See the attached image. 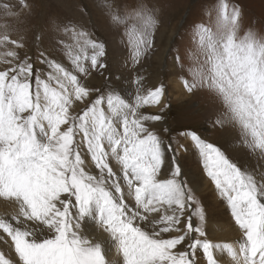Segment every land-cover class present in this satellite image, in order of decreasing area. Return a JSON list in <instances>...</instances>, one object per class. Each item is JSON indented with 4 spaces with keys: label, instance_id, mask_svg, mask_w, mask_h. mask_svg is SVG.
Masks as SVG:
<instances>
[{
    "label": "snow or ice",
    "instance_id": "1",
    "mask_svg": "<svg viewBox=\"0 0 264 264\" xmlns=\"http://www.w3.org/2000/svg\"><path fill=\"white\" fill-rule=\"evenodd\" d=\"M105 7L111 22L123 28L126 65H139L153 46L158 25L153 9L143 3ZM3 8L8 18L18 19L30 5L21 0L19 9ZM213 11L214 17L208 13L207 23L191 30L183 83L187 92L206 91L219 102L216 125L235 129V146L246 155L236 161L196 132L183 135L199 152L240 237L235 242L206 237L205 209L176 163L172 144L148 127L162 117L142 109L161 102L163 85L142 91L137 75L129 92L110 83L120 79L110 75L104 91L90 88L85 81L92 72L103 74L109 66L105 44L83 26H61L73 41H58L70 61L66 67L46 50L36 60L26 51L21 56L24 44L5 24L0 199L16 207L0 217V231L9 238L0 236L7 248L0 250V264H109L103 242L82 233L81 224L88 222L108 234L123 264H200L198 249L207 264H218L216 251L226 252L232 264H264V33L242 31L240 9H229L225 0ZM36 63L48 71L34 68ZM77 103L84 107L74 110ZM166 156L167 178H161ZM186 239L191 241L186 250L175 251Z\"/></svg>",
    "mask_w": 264,
    "mask_h": 264
},
{
    "label": "rangeland",
    "instance_id": "2",
    "mask_svg": "<svg viewBox=\"0 0 264 264\" xmlns=\"http://www.w3.org/2000/svg\"><path fill=\"white\" fill-rule=\"evenodd\" d=\"M24 2L30 5V8L18 19H14L6 16L3 5L8 4L14 9H19L21 0H0V32L4 31L3 25H12L14 28L12 37L21 40L24 44V49L19 50L21 56L26 51L33 60H36L38 54L46 50L53 54L51 58L57 59L66 67H71L65 49L58 43L61 40L65 44L73 43L71 36H66L61 31V26L71 23L83 26L92 38L103 42L106 46L105 63L108 64L109 71L103 74L93 71L85 81L90 88L104 91L106 78L110 75L120 78L119 80L113 78L110 83L129 92L134 91L132 81L137 75L143 78L142 91L164 86L161 102L142 109L146 114L162 117L159 121L149 122L148 127L166 144H172L176 163L180 165L188 186L195 192L205 209L206 237L213 242H224L227 240L217 237L224 232V236L231 237L233 241L238 239L241 233L230 208L219 197L214 184L206 175L200 154L191 138L183 135V133L196 132L203 140L220 147L229 158L236 161L242 155H246L235 146V129L216 125L217 115L222 111L219 102L206 91L187 92L183 83V79L187 77L186 68L190 63L188 51L193 47L191 30L197 23H207L208 13L212 12L214 17L213 10L219 6L221 0H24ZM225 2L228 3L229 9L233 6L240 9L242 31L252 28L264 33V0H225ZM106 3L117 8L143 3L153 9L158 20L153 46L139 65L132 66L130 62L126 65L128 49L123 42L125 40L122 35L123 28L116 27L111 22L105 7ZM37 36L40 37L39 41L36 39ZM4 51L5 49L0 47V54ZM178 54L182 58L180 62L176 60ZM181 63L184 67H181ZM7 66L3 60H0V70ZM34 68H39L42 73L48 71L47 66L41 63L34 64ZM83 107L84 105L80 103L73 105L74 110ZM169 158V156L165 158L161 178H167L168 168L165 166L168 167ZM86 163L90 161L86 159ZM15 207L12 202L0 199V217L12 214ZM190 211L192 210H186V215ZM193 221L198 222V218L193 216ZM91 226L90 223L81 224L82 233L89 239L100 240L97 236L92 237L95 232L101 237L105 236L104 240L109 238L101 228L98 227L95 231ZM176 234L179 233H172V235ZM0 236H3L4 240L9 239L2 231ZM165 238H168L167 234ZM189 243L191 241L186 239L175 251L186 250ZM106 247L108 248L109 244ZM0 250L7 251L3 241H0ZM109 251L110 248L105 251L106 260L110 262L109 264H113L114 260L112 256L110 258ZM118 257L119 263L115 261L116 264H123V259L119 255ZM221 257H216L218 264H232L228 255ZM197 258L200 264H207L202 250H197Z\"/></svg>",
    "mask_w": 264,
    "mask_h": 264
},
{
    "label": "bare ground",
    "instance_id": "3",
    "mask_svg": "<svg viewBox=\"0 0 264 264\" xmlns=\"http://www.w3.org/2000/svg\"><path fill=\"white\" fill-rule=\"evenodd\" d=\"M166 168H168L167 166H165ZM163 169V168H162ZM164 171H167V170H164ZM215 203V202H214ZM212 212V211H211ZM223 218V217H222ZM88 223H90V222H88ZM92 226V230H97V228H98V226H96L95 224H92V223H90ZM219 227V226H218ZM215 230V229H214ZM218 230V229H217ZM211 231V230H210ZM102 232V231H101ZM223 233V234H222ZM102 235H103V232H102ZM225 235V233L224 232H221V234H219V236H217L218 237V239L220 238V237H223V239H226L227 241H229V242H235L237 239H234V241L231 239V237H226V236H224ZM95 236H97V237H99L100 238V240H101V242H103V246H104V248H105V251H107L108 250V248H110V251H109V255H110V258H111V256L113 257V264H116V262H118L119 261V257H118V255L120 256V258L121 259H123L122 258V254L121 253H119L117 250H116V248L115 247H113L111 244H109L107 241H108V239L109 238H107V240H104L103 238H105V236L104 237H101V235L98 233V232H95L94 233V235H92V237H94V238H96ZM98 240V239H97ZM99 240V241H100ZM109 244V247L107 248L106 246ZM106 254V253H105ZM223 255H227V253L226 252H219V253H217L216 252V254H215V256L216 257H218V258H220L221 256H223ZM108 258V257H107ZM222 258V257H221ZM116 261V262H115ZM110 263V262H109ZM119 263V262H118ZM227 263V262H226ZM232 263V262H231Z\"/></svg>",
    "mask_w": 264,
    "mask_h": 264
}]
</instances>
